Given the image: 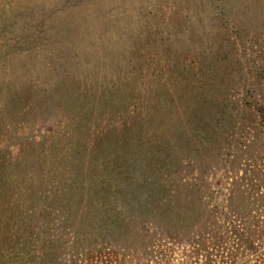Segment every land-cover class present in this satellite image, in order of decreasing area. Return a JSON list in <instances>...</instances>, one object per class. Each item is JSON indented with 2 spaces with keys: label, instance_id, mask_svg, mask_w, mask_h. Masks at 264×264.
I'll list each match as a JSON object with an SVG mask.
<instances>
[{
  "label": "rangeland",
  "instance_id": "obj_1",
  "mask_svg": "<svg viewBox=\"0 0 264 264\" xmlns=\"http://www.w3.org/2000/svg\"><path fill=\"white\" fill-rule=\"evenodd\" d=\"M90 205L93 232L64 213ZM240 223L264 227V0H0V264H227Z\"/></svg>",
  "mask_w": 264,
  "mask_h": 264
},
{
  "label": "trees",
  "instance_id": "obj_2",
  "mask_svg": "<svg viewBox=\"0 0 264 264\" xmlns=\"http://www.w3.org/2000/svg\"><path fill=\"white\" fill-rule=\"evenodd\" d=\"M98 210L99 209L97 206L92 207L91 205L89 207H82L81 209H73L72 206H68L64 213L67 217L80 214V218H84L86 221H88V228L90 229V232H93L98 224L97 222L91 221V219L96 217V212ZM72 223L73 222L70 224ZM126 223L129 224L128 222ZM238 225H240V227H237L235 230H233V234L235 235V243L233 247L230 246V257L227 258V264H238L239 261H242V259H244L243 264H264V227L259 225L255 227L256 230H252L251 228L246 227L245 224L242 225V223H240ZM53 227L56 229L55 225H53ZM141 228L142 230L140 231H142L141 233L144 234V238L152 239L150 237L149 226L146 227V225L143 224ZM66 230L70 231V228H66ZM96 235L97 234H94V236ZM53 237L54 236H52V239ZM70 237L79 238L77 233L72 232V230L70 231ZM164 242L165 241H158V243L153 244L151 248L145 250V258L143 259L145 264H158L156 263L158 260L157 257H155L156 253L163 258L164 253L170 250L169 247L164 244ZM169 244L171 245V243ZM189 247L195 248V245H190ZM197 247H200V245H197ZM113 248L114 249H112V247H100L95 251H84L81 254L82 260L80 261V264H119L120 261L117 259L118 252L114 251L117 250V248ZM121 256L122 258L125 257L123 252Z\"/></svg>",
  "mask_w": 264,
  "mask_h": 264
}]
</instances>
